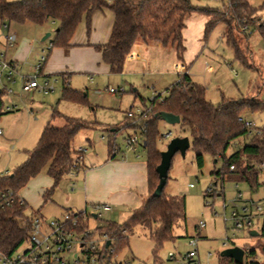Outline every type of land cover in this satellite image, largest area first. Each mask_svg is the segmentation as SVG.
Listing matches in <instances>:
<instances>
[{
	"label": "rangeland",
	"instance_id": "obj_1",
	"mask_svg": "<svg viewBox=\"0 0 264 264\" xmlns=\"http://www.w3.org/2000/svg\"><path fill=\"white\" fill-rule=\"evenodd\" d=\"M190 2L199 8L223 9L227 6V0H190ZM248 2L256 9L252 21L257 24L264 18V0H248ZM207 19L206 15L197 11L185 16L182 36L187 52H183L182 60L176 58L175 48L169 46L159 47L157 50L150 48L144 53V57L133 55L120 73H110L103 68L106 64L99 56H97V64H94L95 69L88 72L70 70L69 77L65 76L66 85L80 92L78 101L61 98L63 79L59 74L41 75L38 78L39 81L48 79L49 86L53 87L47 93L38 89L23 92L21 80L17 78L16 82L10 85L13 93L1 94L0 175L11 173L16 166L26 160L28 152L37 144L47 123L62 126L66 116L78 118L88 124V127L76 133L72 143L73 148H84V154L88 156L115 153L118 156L126 155L130 159L146 163L147 154L142 145L139 144L133 151L128 150L125 137L133 132L139 135V127H134L138 124L135 125L133 121L139 123L152 114V110H148L151 107V100L156 97V102H160L167 95V89L179 79L184 69L194 82L205 87L207 100L214 104L219 101L222 94L235 99L246 97L255 91L257 86H259V97L264 100V37L255 29L245 40V33L241 30L243 24H239L238 31H232L233 39L241 48L243 56L252 66H256L251 67L235 57L233 46L226 39V25L223 22L216 23L204 37V24ZM9 30L16 34V43L14 47L6 50V57L11 58L18 48L25 49L24 54H26L18 59V63L23 73L30 72L31 67L38 60L41 48L47 46L54 37L55 26L50 22L42 25H36L31 21L11 22ZM1 32H5V29H0ZM47 32L50 35L42 40ZM90 33L91 29L87 32L85 21L82 19L70 42H79L82 38L89 39ZM197 41L201 42V46L195 57L190 59L188 54L194 51L193 47ZM60 49L61 47L51 48L53 52ZM142 51L139 49L136 52L139 55ZM75 53L79 54L80 50ZM94 53L98 54V52ZM72 57L77 61L79 56L73 54L71 60ZM107 87H112L116 92H108ZM97 89L100 92L97 93ZM8 109L11 110L7 111ZM137 109L147 111L143 115H135L134 119L126 117L127 112H135ZM244 116L254 126L264 128V110L245 112ZM157 128L159 136L156 144L161 151L172 137L187 136V129L180 122L169 123L160 118L157 120ZM111 129H114V132ZM109 142L113 143L114 151ZM234 148L235 144L230 145L226 154L232 152ZM46 167L47 165L19 190L28 203L27 207H39L43 204L41 187H49L52 184L46 173ZM222 167V158L214 162L209 155L204 157L203 166L198 167L191 146L184 155L175 153L171 159L164 192L183 196L184 220L176 223L172 232L173 239L164 242L156 255H154V243L150 238L151 229L155 224L136 225L127 232L122 231L121 235L128 236V244L125 246L119 244L122 247L116 248L112 240L113 251L109 255L111 264H183L182 257L194 249L196 256L190 264H264V253L261 250L264 246V237L250 235L251 229L257 228L260 232L263 219H256L258 222L250 229H237L227 219L234 208L232 202L236 197L237 189L242 192L243 200L249 198L257 200L264 196V169L259 173L257 188H254L247 181L229 172L218 175L217 171ZM72 177L64 174L55 191L67 193L65 181H71ZM215 180L214 187H222V194L214 197L206 196V188ZM224 202L227 203L225 209ZM52 205L55 203L47 201L42 205L41 210L46 213ZM115 208L95 211L90 206L86 210L83 223L93 231L95 238H99L100 233L97 230L99 225L105 221L121 224L132 211L129 207ZM117 208L121 213L116 211ZM94 214L98 216L94 217ZM200 221L204 222V227H199ZM191 239H196V247L189 244ZM257 240H260L258 246ZM234 245L245 249L242 263L231 262L228 257L220 255L223 249ZM28 246L29 243L24 242L18 250ZM249 249L255 251L254 256L248 255ZM169 252L174 253L176 258H168ZM107 263L109 262L106 259H102L97 264Z\"/></svg>",
	"mask_w": 264,
	"mask_h": 264
},
{
	"label": "trees",
	"instance_id": "obj_2",
	"mask_svg": "<svg viewBox=\"0 0 264 264\" xmlns=\"http://www.w3.org/2000/svg\"><path fill=\"white\" fill-rule=\"evenodd\" d=\"M105 8L114 14L109 37L105 43L91 46L101 53V59L108 65L110 73L122 72L138 40L143 44L172 46L175 48L176 58L182 60L185 50L182 36L184 18L194 11L208 17L204 24V37L216 23L223 22L226 25V39L233 46L235 57L246 65L256 67L246 60L232 36V31H238L239 24H243L248 27V31L243 32L245 40L255 29L264 37V18L257 24L252 21L256 9L250 6L248 0H227V6L223 9L199 8L193 6L190 0H0V22L8 25L11 22L31 21L36 25L50 22L55 29L58 28L50 40L52 47H61L67 51L72 46L70 39L79 22L83 19L89 32L92 13ZM59 75L63 79L61 98L80 100V92L66 85V73ZM2 93L0 90V109ZM149 109L152 114L134 126L139 127L143 142L141 145L147 154V196L123 223L105 221L97 230L108 237L110 244L114 240L117 248L122 247L121 244H128V236L121 235L122 231L127 232L136 225L155 224L151 229L150 238L154 243L156 255L164 242L173 239L174 226L178 221L184 220L185 214L183 196L166 194L164 188L159 196L152 195L159 181L156 166L160 162L161 152L156 144L159 136V118L155 114L166 112L179 117V122L187 129L198 167L203 166L206 155L212 157L214 162L222 158L223 167L217 171L218 175L229 172L247 181L251 187L257 188L259 173L264 169V128L246 127L244 113L264 110V100L260 99L257 86L256 90L246 97L235 99L222 94L214 104L207 100L205 87L194 82L186 70H183L160 102H156V97L151 100ZM146 111L144 110L142 115ZM64 119L62 126L47 123L37 144L28 152L26 160L11 173L0 175V192L10 190L19 196V190L47 165L46 173L52 179V185L42 196L44 202L50 198L59 180L71 167L75 151L72 143L76 133L88 127L86 122L78 118L66 116ZM241 138L243 139L240 140ZM109 143L114 150L113 143ZM232 144H235V148L226 154ZM231 165L234 170L230 171ZM205 195L214 197L217 193L214 190L212 193L205 191ZM26 207V204L20 203L16 197L10 205L0 208V253L6 256L18 250L26 240L29 229V217L23 214ZM83 217V214L78 216L80 220ZM259 235L264 237V223L260 227ZM247 253L254 256L255 251L249 249ZM229 261L233 262L231 258Z\"/></svg>",
	"mask_w": 264,
	"mask_h": 264
},
{
	"label": "built area",
	"instance_id": "obj_3",
	"mask_svg": "<svg viewBox=\"0 0 264 264\" xmlns=\"http://www.w3.org/2000/svg\"><path fill=\"white\" fill-rule=\"evenodd\" d=\"M2 28L5 29V32L0 33V90L5 94L13 93V88L10 85L16 82L17 78L21 80V90L23 92L38 89L47 93L52 90L53 87L49 86L48 79L43 81L38 79L42 75L47 52L52 48L51 42L41 48L38 60L31 67L30 72L23 73L18 61L6 57V50L15 46L16 34L9 30V25L5 22H0V29ZM241 30L247 32L248 27L242 25ZM106 90L110 93L116 92L112 87H107ZM96 92L98 93L100 90L97 89ZM142 113L143 109H137L135 112H127L126 117L134 119L135 115H142ZM135 122L136 120L133 121L135 125L140 123ZM244 124L248 128L255 127L246 118ZM142 143L138 133L133 132L125 137L128 150L133 151ZM74 150L71 167L66 173L71 176H74L82 163L85 149L77 147ZM229 170H234V166L231 165ZM214 186H216V182L210 184L205 191L212 193L214 190L217 195L222 194V187L215 188ZM235 187L237 188V184H235ZM16 197L20 203H25L21 197L16 196L10 190L0 192V208L10 205ZM232 205L234 208L227 219L231 221L233 227L250 229L258 222L256 219H263L264 221V196L257 200L252 198L243 200L242 192L237 189ZM226 206L227 203L224 202L223 208L225 209ZM92 208L97 211L100 209L110 210L112 207L107 203H95ZM23 214L29 217V229L25 240L29 243V246L23 250H16L9 256L0 253L1 264H97L102 259H106L109 262L107 264H111L109 255L112 253L113 248L110 242L108 245L106 244L108 237L105 234H99V238H95L93 231L83 223V219L78 218L80 214L86 215V210L65 209L59 217L47 218L38 211L26 207ZM94 215L98 216V214ZM199 227H204V222L200 221ZM254 230L258 231L257 228ZM189 244L196 247V239H191ZM195 256L196 249L188 251L182 257L183 264H190L194 261ZM70 258L71 260H69ZM168 258L175 259L176 256L174 253L169 252Z\"/></svg>",
	"mask_w": 264,
	"mask_h": 264
},
{
	"label": "crops",
	"instance_id": "obj_4",
	"mask_svg": "<svg viewBox=\"0 0 264 264\" xmlns=\"http://www.w3.org/2000/svg\"><path fill=\"white\" fill-rule=\"evenodd\" d=\"M113 20L114 14L106 8L94 11L91 16V38L86 40L82 38L79 42H70L72 46L69 47L67 51H64L63 48L56 52L51 50L42 68V73L45 72L46 74L42 75L66 73L67 77H69L68 75L71 73L70 70L74 71L78 69L83 72H88L91 69H95L94 64H97V56L101 58V53L95 50L91 44H102L107 41ZM73 36L71 38H73ZM200 46L201 42L197 41L193 47L194 51H191L189 54L187 53L190 59L195 57ZM159 47L161 46L158 43L143 44L141 41H138L135 43L126 63L133 55L144 57V53L148 49L152 48L157 50ZM139 49H142L144 52L142 51L140 52L141 54L138 55L136 51ZM24 50L25 49L19 50L18 48L17 51L12 54V57L8 59L18 61V59L23 58L26 54H24ZM77 50H80L79 54L75 53ZM94 52H98L99 55ZM186 52L187 49L185 47L184 53ZM73 54L79 56L77 61L73 59V57L72 60L70 59ZM74 61L76 62L74 63ZM103 68L107 69L109 72L107 64ZM184 68V65H182V69ZM111 131L114 132V129H111ZM51 185L49 187H41V195H43L44 191L50 188ZM57 185L51 192L50 198L45 202L43 200V204L47 201L55 203L46 213L41 210L43 204L39 207L30 206L27 208L38 211L42 216L47 218L59 217L65 209L74 211L87 210L95 203H107L111 205V209L113 210L116 209L115 207H129L133 210L142 203L148 193L146 163L136 159H130V157H126V155L118 156L115 155V153L111 155L109 153V155L89 156L85 153L82 163L71 178V181H65L67 193L55 191ZM18 195L27 205L28 203L20 194V191ZM119 208H117L118 210L116 211L121 213Z\"/></svg>",
	"mask_w": 264,
	"mask_h": 264
},
{
	"label": "water",
	"instance_id": "obj_5",
	"mask_svg": "<svg viewBox=\"0 0 264 264\" xmlns=\"http://www.w3.org/2000/svg\"><path fill=\"white\" fill-rule=\"evenodd\" d=\"M57 30L58 28L55 29V31ZM49 35L50 33L47 32L42 37V40L46 39ZM155 116L158 117L159 119L162 118L168 121L169 123L179 122V117L171 113L159 112L155 114ZM189 147H190V141L188 136H183V137L175 136L169 140V142L166 144L165 149L160 152V162L156 166V172L158 173L159 181L152 193L153 196H159L161 194L167 181L168 170L171 164V159L174 156V154L179 152L181 155H184ZM94 217H96V215H94ZM250 235L258 236L259 232L254 229H251ZM109 242L110 241L107 240L106 244L108 245ZM259 244H260V240H257L256 245L258 246ZM261 250L264 253V246H262ZM244 254H245V249L238 245L227 247L220 252L221 256L231 258L235 263H242Z\"/></svg>",
	"mask_w": 264,
	"mask_h": 264
}]
</instances>
